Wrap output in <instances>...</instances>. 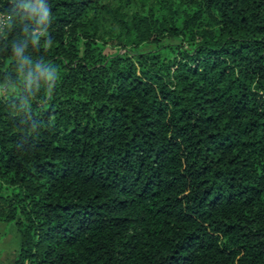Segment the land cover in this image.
Masks as SVG:
<instances>
[{
  "label": "trees",
  "instance_id": "obj_1",
  "mask_svg": "<svg viewBox=\"0 0 264 264\" xmlns=\"http://www.w3.org/2000/svg\"><path fill=\"white\" fill-rule=\"evenodd\" d=\"M0 5L11 264H264V0Z\"/></svg>",
  "mask_w": 264,
  "mask_h": 264
},
{
  "label": "rangeland",
  "instance_id": "obj_2",
  "mask_svg": "<svg viewBox=\"0 0 264 264\" xmlns=\"http://www.w3.org/2000/svg\"><path fill=\"white\" fill-rule=\"evenodd\" d=\"M115 1V0H113ZM112 3V2H111ZM117 3L113 4L116 5ZM136 9L140 10L138 4L134 5ZM115 50L122 54L125 49L119 47ZM20 236L17 233L13 224L0 222V264H11L20 249Z\"/></svg>",
  "mask_w": 264,
  "mask_h": 264
},
{
  "label": "built area",
  "instance_id": "obj_3",
  "mask_svg": "<svg viewBox=\"0 0 264 264\" xmlns=\"http://www.w3.org/2000/svg\"><path fill=\"white\" fill-rule=\"evenodd\" d=\"M9 20H10V16L2 10L0 5V34L7 26Z\"/></svg>",
  "mask_w": 264,
  "mask_h": 264
}]
</instances>
